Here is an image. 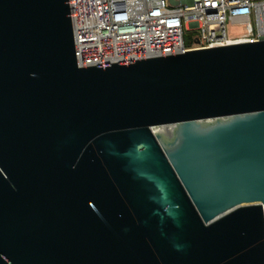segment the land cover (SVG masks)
<instances>
[{"label": "water", "instance_id": "obj_1", "mask_svg": "<svg viewBox=\"0 0 264 264\" xmlns=\"http://www.w3.org/2000/svg\"><path fill=\"white\" fill-rule=\"evenodd\" d=\"M0 264H264V39L81 67L0 0Z\"/></svg>", "mask_w": 264, "mask_h": 264}, {"label": "built area", "instance_id": "obj_2", "mask_svg": "<svg viewBox=\"0 0 264 264\" xmlns=\"http://www.w3.org/2000/svg\"><path fill=\"white\" fill-rule=\"evenodd\" d=\"M68 3L75 59L81 67L264 39V0Z\"/></svg>", "mask_w": 264, "mask_h": 264}, {"label": "trees", "instance_id": "obj_3", "mask_svg": "<svg viewBox=\"0 0 264 264\" xmlns=\"http://www.w3.org/2000/svg\"><path fill=\"white\" fill-rule=\"evenodd\" d=\"M188 41V39L186 38V42Z\"/></svg>", "mask_w": 264, "mask_h": 264}]
</instances>
